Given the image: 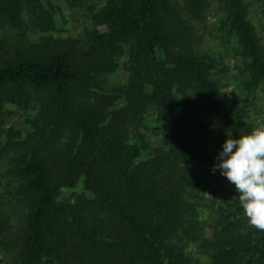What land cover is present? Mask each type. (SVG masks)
<instances>
[{
  "label": "trees",
  "instance_id": "1",
  "mask_svg": "<svg viewBox=\"0 0 264 264\" xmlns=\"http://www.w3.org/2000/svg\"><path fill=\"white\" fill-rule=\"evenodd\" d=\"M260 98L264 0H0V256L264 264L212 171L228 135L264 125Z\"/></svg>",
  "mask_w": 264,
  "mask_h": 264
},
{
  "label": "clouds",
  "instance_id": "2",
  "mask_svg": "<svg viewBox=\"0 0 264 264\" xmlns=\"http://www.w3.org/2000/svg\"><path fill=\"white\" fill-rule=\"evenodd\" d=\"M212 171L235 186L251 227L264 231V125L233 139L228 135Z\"/></svg>",
  "mask_w": 264,
  "mask_h": 264
},
{
  "label": "rangeland",
  "instance_id": "3",
  "mask_svg": "<svg viewBox=\"0 0 264 264\" xmlns=\"http://www.w3.org/2000/svg\"><path fill=\"white\" fill-rule=\"evenodd\" d=\"M220 11V10H219ZM216 16H212L209 18V21L206 23L205 28L207 30H210V28H214L216 26ZM226 39V38H225ZM212 44L214 48H217V53L219 56L224 57L226 61H229L230 64L233 63V60L229 57V53L234 49L235 43L230 41V42H224V44H220L219 40H214L212 41ZM220 45V46H219ZM234 78L232 79V83L228 84L226 87L227 90L233 91L235 94H237V99H241V92L239 91V87H237V84L239 83L240 77L236 76V73H233ZM236 76V77H235ZM251 113V119H254L256 122L259 121V119L263 116L264 117V100L262 102L261 98L257 100L256 106L249 110ZM249 117V116H248ZM22 118L16 119V122L21 123ZM219 183L212 177H208L207 180V188H217L219 189ZM211 246V241L209 239V232L204 233L201 237V242H200V248L203 250H208ZM6 259L3 258V256H0V264H6Z\"/></svg>",
  "mask_w": 264,
  "mask_h": 264
}]
</instances>
